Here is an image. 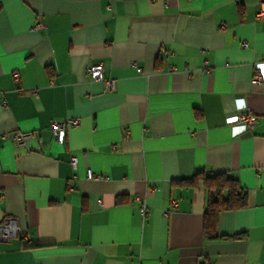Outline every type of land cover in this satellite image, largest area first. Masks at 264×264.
<instances>
[{
    "label": "crops",
    "instance_id": "obj_1",
    "mask_svg": "<svg viewBox=\"0 0 264 264\" xmlns=\"http://www.w3.org/2000/svg\"><path fill=\"white\" fill-rule=\"evenodd\" d=\"M262 9L0 0V222L22 228L0 241V264H264ZM96 64L113 90L91 79ZM242 107L257 118L236 134L227 118ZM76 118L58 143L51 123ZM14 133L31 136L18 145ZM198 171L228 173L247 193L219 214L213 240L208 191L185 181Z\"/></svg>",
    "mask_w": 264,
    "mask_h": 264
},
{
    "label": "built area",
    "instance_id": "obj_2",
    "mask_svg": "<svg viewBox=\"0 0 264 264\" xmlns=\"http://www.w3.org/2000/svg\"><path fill=\"white\" fill-rule=\"evenodd\" d=\"M257 19H264V9L259 10L256 13ZM45 28V25L41 22H37L33 29L35 31H39ZM243 45L246 46L247 42L244 41ZM133 66L137 69L138 72H140L142 69L137 66L136 63H133ZM88 73L93 81H101L104 84V91H110L115 88V80L111 78H107L104 76V67L102 64H96L92 65L88 69ZM13 76L17 79L19 78V72L17 70L13 71ZM253 82H261V76L258 73H254L252 77ZM241 110H244L243 113L240 114H234L227 118V123L229 125H232L236 128L235 133L240 134L243 133L249 129H252L254 127V124L256 122V114L248 109L247 107H242ZM80 122V119H68L66 121H53L51 123V130L54 135V139L60 143L63 144L66 138V131L68 126H76ZM29 133H14L12 135L13 140L18 145H24L27 143L28 139L30 138ZM72 165L75 167L77 164V158L73 157L71 160ZM87 177L89 179H97L99 178L98 175H94L92 170H88ZM70 190H73L74 187L70 186ZM141 212L145 216L148 214L149 209L145 204H142ZM22 233V228L19 225V222L17 218L14 216L8 215L4 216L0 222V241H9L11 239L17 238ZM200 264H210L209 261L206 259H202Z\"/></svg>",
    "mask_w": 264,
    "mask_h": 264
},
{
    "label": "trees",
    "instance_id": "obj_3",
    "mask_svg": "<svg viewBox=\"0 0 264 264\" xmlns=\"http://www.w3.org/2000/svg\"><path fill=\"white\" fill-rule=\"evenodd\" d=\"M188 184L201 185L208 191V201L203 218V231L208 239H217L218 217L221 212L244 208L247 205V193L238 179L228 173L206 174L198 171ZM215 193V195L213 194Z\"/></svg>",
    "mask_w": 264,
    "mask_h": 264
}]
</instances>
